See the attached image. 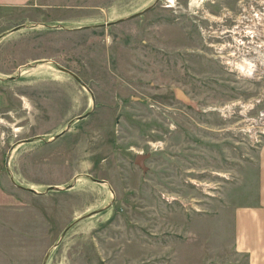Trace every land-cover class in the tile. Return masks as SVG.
<instances>
[{"label":"rangeland","instance_id":"374dc122","mask_svg":"<svg viewBox=\"0 0 264 264\" xmlns=\"http://www.w3.org/2000/svg\"><path fill=\"white\" fill-rule=\"evenodd\" d=\"M37 5L0 40V264H245L264 0Z\"/></svg>","mask_w":264,"mask_h":264},{"label":"crops","instance_id":"0c3cea01","mask_svg":"<svg viewBox=\"0 0 264 264\" xmlns=\"http://www.w3.org/2000/svg\"><path fill=\"white\" fill-rule=\"evenodd\" d=\"M38 8L41 7L37 5V0H0V40L6 32L16 31L25 25H29L28 28L34 25L30 24L32 18L29 16L35 14ZM7 25L18 28L12 30ZM26 30L30 29L24 28ZM20 33L21 31L11 33L14 36L13 47L17 46L15 42L20 38ZM257 150L251 201L233 211L234 252L236 255L245 256V264H264V141Z\"/></svg>","mask_w":264,"mask_h":264},{"label":"water","instance_id":"95a60500","mask_svg":"<svg viewBox=\"0 0 264 264\" xmlns=\"http://www.w3.org/2000/svg\"><path fill=\"white\" fill-rule=\"evenodd\" d=\"M149 8H150V7L144 9L143 11L145 12V10H148ZM143 11L138 12V13H136V14H134V15H131L130 17L132 18V17L139 16V15L142 14ZM111 23H113V22H109V23H105V24H101V25H102V26H108V25H110ZM17 28H18V27H17ZM17 28H14V29H12V30H16ZM58 69H59L60 71H63V72H65V73L69 74V75H70L71 77H73V78H74V79H75V80H76V81H77L82 87H84V89H86L87 92L90 93V90H89V88L87 87V85H86L84 82H82V81H81V80H80L75 74H73V73L70 72L69 70L64 69V68H61V67H59ZM90 95H91V93H90ZM91 99H92V107H93V106H94V100H93L92 95H91ZM87 114H89V112L84 113L83 115L78 116V117H76L75 119H82V118L86 117ZM70 123H71V122H69V123L66 125V127H65L64 130H62L60 133H58L57 135H55L54 138H57V137H59L60 135H62V134L68 129ZM22 141H23V142H26V140H22ZM20 142H21V141H20ZM149 156H150L149 153H144V154H142V153H138V154L135 155V157H134V164L137 165L138 167H140V169L142 170L143 173L146 172V169H147V168L144 166V164H143L142 162H143L144 160H146ZM6 163H7V159H6V161H5V164H6ZM94 181L104 183V181H102V180L94 179ZM70 186H72V185H69L68 188H69ZM47 189H48V190H58V188L55 187V186H50V187H48ZM28 190L31 191V192H33V193H36V191H34V190H32V189H28ZM95 212H96V211H95ZM95 212L93 211V212L90 213V214H93V213H95ZM90 214H88V216H89ZM63 235H64V232L62 233L61 237H62Z\"/></svg>","mask_w":264,"mask_h":264},{"label":"built area","instance_id":"2783aa9c","mask_svg":"<svg viewBox=\"0 0 264 264\" xmlns=\"http://www.w3.org/2000/svg\"><path fill=\"white\" fill-rule=\"evenodd\" d=\"M253 121H260L264 126V109L258 112V115L252 118ZM261 134L264 135V128L261 131Z\"/></svg>","mask_w":264,"mask_h":264},{"label":"bare ground","instance_id":"6f19581e","mask_svg":"<svg viewBox=\"0 0 264 264\" xmlns=\"http://www.w3.org/2000/svg\"><path fill=\"white\" fill-rule=\"evenodd\" d=\"M252 22H253V21H252ZM252 22H251V23H252ZM244 63H245V62H244ZM240 65H241V63H240ZM242 65H243V64H242ZM245 65H247V63H245ZM239 67H240V66H239ZM245 67H246V66H244V69H245ZM248 67H249V66H248ZM242 68H243V67H241V69H242ZM249 68H251V67H249ZM251 69H252V68H251ZM251 69H250V71H251ZM246 70H247V69H246ZM246 70H245V71H246ZM241 71H242V70H241ZM250 71L248 70V72H250ZM239 72H240V71H239ZM248 72H247V73H248ZM250 73H251V72H250ZM242 74H243V73H242Z\"/></svg>","mask_w":264,"mask_h":264},{"label":"flooded vegetation","instance_id":"af4514ba","mask_svg":"<svg viewBox=\"0 0 264 264\" xmlns=\"http://www.w3.org/2000/svg\"><path fill=\"white\" fill-rule=\"evenodd\" d=\"M249 5H250V7H251V6H254V5H252V4H249ZM242 6H243V10H244V11L247 10L246 5H243V4H242Z\"/></svg>","mask_w":264,"mask_h":264}]
</instances>
